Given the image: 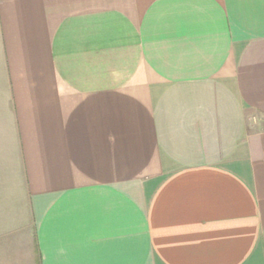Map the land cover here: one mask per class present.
Returning a JSON list of instances; mask_svg holds the SVG:
<instances>
[{"label":"crops","instance_id":"0c3cea01","mask_svg":"<svg viewBox=\"0 0 264 264\" xmlns=\"http://www.w3.org/2000/svg\"><path fill=\"white\" fill-rule=\"evenodd\" d=\"M24 237L264 264V0H0V253Z\"/></svg>","mask_w":264,"mask_h":264},{"label":"rangeland","instance_id":"374dc122","mask_svg":"<svg viewBox=\"0 0 264 264\" xmlns=\"http://www.w3.org/2000/svg\"><path fill=\"white\" fill-rule=\"evenodd\" d=\"M21 240L19 241L20 244L16 246L20 247V251L15 255L0 253V264H36L30 237H24ZM5 241L8 240L5 239Z\"/></svg>","mask_w":264,"mask_h":264}]
</instances>
